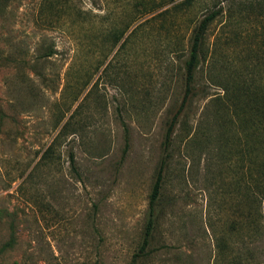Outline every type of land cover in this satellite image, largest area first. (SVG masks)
I'll return each mask as SVG.
<instances>
[{"label": "rangeland", "instance_id": "1", "mask_svg": "<svg viewBox=\"0 0 264 264\" xmlns=\"http://www.w3.org/2000/svg\"><path fill=\"white\" fill-rule=\"evenodd\" d=\"M214 1L0 0V264H129L163 158L135 264H264V2L208 25L163 149Z\"/></svg>", "mask_w": 264, "mask_h": 264}, {"label": "trees", "instance_id": "2", "mask_svg": "<svg viewBox=\"0 0 264 264\" xmlns=\"http://www.w3.org/2000/svg\"><path fill=\"white\" fill-rule=\"evenodd\" d=\"M264 2V0H260ZM231 0H216L212 4V8L201 18L199 21L196 29L194 30L190 50L188 54V58L184 62V93L181 99V102L174 112V114L171 116V118L168 120L165 134H164V141H163V149L166 151L170 145V139L172 136V133L174 131V126L176 123V119L178 115L180 114L181 110L183 109L184 105L186 104L187 100L189 99L190 95L194 93V87H193V81H194V72L198 66L199 63V50L201 43L203 41L204 34L206 32V29L208 28V25L214 21L221 13L222 11H228V8L230 7ZM222 3H225L224 5ZM244 5L242 6V8ZM253 103L259 104L258 101H253ZM263 104L261 108L257 109L258 112V118H262L264 121V101H262ZM260 104V105H261ZM125 143L123 147V153L126 152L127 149V136L125 132ZM165 167V159H161L159 162V165L156 170L155 179L152 183L151 191L149 194V200H148V216L144 225L141 242L138 246L137 252H135L131 258V261L129 264H135L137 258L144 255L148 251L149 246V240L152 234V231L154 229V223L155 218L153 214V205L155 200L158 198L160 189H161V181H162V174Z\"/></svg>", "mask_w": 264, "mask_h": 264}]
</instances>
